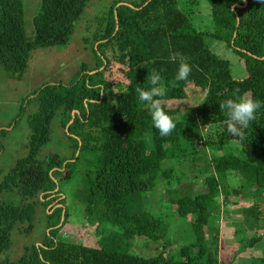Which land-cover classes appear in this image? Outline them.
<instances>
[{
	"label": "trees",
	"instance_id": "trees-1",
	"mask_svg": "<svg viewBox=\"0 0 264 264\" xmlns=\"http://www.w3.org/2000/svg\"><path fill=\"white\" fill-rule=\"evenodd\" d=\"M89 1L35 2L32 34L26 36L22 0H0V71L19 80L33 51L66 45ZM188 1L183 8L178 0L112 1L95 20L91 51L96 71L85 73L88 68L82 63L66 86L45 84L31 92L35 109L25 118L26 152L0 180V191L18 197L15 204L0 202V253L9 248L14 229L29 234L38 206L42 238L24 247L18 259L0 264H224L217 251L221 206L231 208L228 219L238 212L242 216L229 222L231 242L242 240L243 247H252L264 236V0ZM201 5L207 13L197 15ZM205 19L208 27L202 29L199 21ZM210 38L228 51L226 56L212 50L213 44L206 42ZM174 52L188 57L192 71L186 80L174 81ZM109 59L127 81L116 91V83L103 77ZM236 67L244 76L234 73ZM153 69L167 89L156 99L176 123L168 136L153 127L148 104L135 92L137 87L150 89L147 76ZM237 89L262 105L243 130V140L229 134L219 109ZM188 92L199 93L192 106L184 101L191 96ZM54 116L72 141L70 156L38 157L49 141ZM167 161L201 167L193 175L202 181L190 194L168 202L161 216L151 212L150 199H155L158 186L170 185L178 175L172 165L164 167ZM65 190L81 209L82 222L94 226L95 244L56 239L74 206L65 202ZM245 191L252 203L234 209ZM169 219L184 225L178 241L167 237ZM243 224L250 231L247 238ZM134 240L162 243L156 254L143 257L131 253ZM256 262L264 264L263 252Z\"/></svg>",
	"mask_w": 264,
	"mask_h": 264
},
{
	"label": "rangeland",
	"instance_id": "rangeland-1",
	"mask_svg": "<svg viewBox=\"0 0 264 264\" xmlns=\"http://www.w3.org/2000/svg\"><path fill=\"white\" fill-rule=\"evenodd\" d=\"M38 1L39 0H22L25 11L23 13V20L26 36H31L32 34V24L30 21L33 13L32 7L34 8L36 5H34V3ZM112 1L116 0H90L79 18L74 22L67 44L64 46H54L33 51L30 54L27 66L19 80L8 78L0 71V130L4 129L7 131L6 134H0V180L2 176L13 167L15 160L24 156L26 152L23 145L27 141L29 130L25 118L27 114L33 112L35 109V106L32 104L33 101H29L31 98V92L45 84L60 83L61 85L66 86L73 80L74 73L82 63L88 68L85 73L91 74L96 71V69H93V66L97 59L91 51L93 33L96 32L95 20L106 14L107 8ZM119 1L121 2L118 4H125V0ZM178 2L180 8H183L190 1L185 2V0H178ZM201 7L202 5L196 7L197 15L207 13V11H203L204 8ZM187 14H191V11H188ZM206 22H208V19L199 21L202 29H207L208 24ZM206 42L210 43V45L213 44L212 50L216 52L218 51L221 57L227 55L228 51L223 50L221 44H215L216 41H214V39L210 38V41L206 40ZM215 46H217V48ZM96 54H98V52H96ZM105 55L107 57L109 56V50L105 51ZM110 63L111 64L103 74V77L107 81L116 83L117 87L113 89V91H116L123 88L127 81L119 72V65L112 60H110ZM101 68L102 67L100 66L98 70H101ZM234 73H236L238 77L244 76V71L237 67L235 68ZM188 93L190 94L191 92ZM198 96L199 93L197 92L191 93V96L189 95V98L184 100L186 106H192L195 104L198 101L195 100L198 99ZM27 101L29 103L26 104ZM22 102H24V104L20 110ZM13 119L15 120L13 121ZM72 120L73 119L70 117L66 126L71 123ZM48 135L49 141L40 148L38 157H43V155L46 156L48 154H55L63 158L70 156L72 141L67 137L65 130L60 126L59 118L56 116L51 120ZM172 163V161H167L164 164V167H171L172 165L174 167V172L178 173L177 177H173L170 185L163 183L161 186H158L156 189L157 192L154 194L155 199H150L151 212L155 214L161 213V216L166 212L168 202L175 197L190 194L195 189L196 185L202 181L193 175V172H197L201 167H197L198 169H191L193 164L189 161H185L182 164ZM58 184L63 187L62 183L58 182ZM70 186L71 184H68L69 188ZM191 187L193 188L192 190ZM197 188L198 187H196V189ZM64 197L66 198L65 202L67 204L70 202L71 205L74 206L69 207L66 223L58 231L56 239L84 245L95 244L94 226H87L85 222H82V217H80L81 209L77 208V205L74 202H71L73 200H71L72 196L68 193V190H65ZM252 198V195L245 191L243 195L238 198V202L237 204L235 203L234 209L240 210L242 207H248L252 203ZM17 200L18 197L14 196L11 192L0 191V202L15 204L17 203ZM230 209L231 208L221 206L219 211L220 216H218L217 221L218 261L224 264H242L243 261L238 259L250 258V260L248 259L249 262L253 261L252 264H258L256 261L259 259L260 253H264V236H262L260 241L252 247H243L244 244L241 240V243H235L236 245H234L232 249L229 248L226 251H221V249H225L224 247H221L223 246V242H225L224 236L233 238V230L229 227V222L240 221L242 219L239 212L236 214L237 216H235V218L228 219L227 216L230 214ZM41 210L42 209L38 206L32 224L33 227L29 234L17 232V229L13 230L10 238V246L6 251L0 253V260L14 261L23 253L24 247L33 243L36 245L39 244L42 238L43 228V216ZM223 215H226V217H223ZM163 219L164 217L162 220ZM165 223L169 228L168 233L170 234L169 236L167 233V237H171L174 241H178V238L182 235L181 230L184 227L182 221L179 223L175 219H169L166 220ZM245 228L246 225L243 224L241 229L244 231V237L247 238L250 231ZM258 233L262 234L261 229H258ZM134 241L135 242H132L131 244V253L143 257H150L156 254L161 248L162 243H148L144 240H140L139 242H137L138 240ZM174 245L178 246L179 243L176 242ZM164 250H167V248ZM249 262L247 264H249Z\"/></svg>",
	"mask_w": 264,
	"mask_h": 264
},
{
	"label": "clouds",
	"instance_id": "clouds-1",
	"mask_svg": "<svg viewBox=\"0 0 264 264\" xmlns=\"http://www.w3.org/2000/svg\"><path fill=\"white\" fill-rule=\"evenodd\" d=\"M170 59L178 65L174 81L186 80L192 71L188 62V57L180 52L171 53ZM147 79L151 85L149 90L137 87L135 92L139 100L148 104L149 115L151 117L153 127L158 130L161 136H168L175 129L176 123L173 118L168 115L156 97H163L167 89L162 83L161 75L155 69L148 74ZM132 81H128L131 85ZM261 102L253 99L251 94H239V90L233 94V98L226 99L219 103V109L222 111L226 119L224 121L227 131L238 140L244 139V129L249 127L250 122L256 119V113L261 108ZM235 142V141H234Z\"/></svg>",
	"mask_w": 264,
	"mask_h": 264
},
{
	"label": "crops",
	"instance_id": "crops-1",
	"mask_svg": "<svg viewBox=\"0 0 264 264\" xmlns=\"http://www.w3.org/2000/svg\"><path fill=\"white\" fill-rule=\"evenodd\" d=\"M231 238H229V237H225L224 236V241L225 242H223V246H221V247H224L225 249H221V251L223 250V251H226L227 249H229V248H233V246L234 245H236L235 243H233V242H231V240H230ZM220 254V253H219ZM262 254V253H261ZM249 260H250V258H248ZM248 259H238V260H241V261H243V263L244 264H247L248 262H249V260ZM242 263V264H243Z\"/></svg>",
	"mask_w": 264,
	"mask_h": 264
},
{
	"label": "water",
	"instance_id": "water-1",
	"mask_svg": "<svg viewBox=\"0 0 264 264\" xmlns=\"http://www.w3.org/2000/svg\"><path fill=\"white\" fill-rule=\"evenodd\" d=\"M243 1V3H245V1L244 0H242ZM74 112H76V111H73V112H71V118L73 119V114H74ZM68 126V125H67ZM66 126V127H67Z\"/></svg>",
	"mask_w": 264,
	"mask_h": 264
}]
</instances>
